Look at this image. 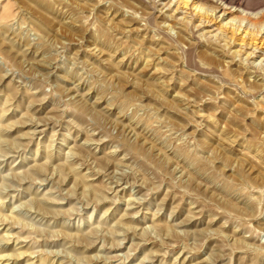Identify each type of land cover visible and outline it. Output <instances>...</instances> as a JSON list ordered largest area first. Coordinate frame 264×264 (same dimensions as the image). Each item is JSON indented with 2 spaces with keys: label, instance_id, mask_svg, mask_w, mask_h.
I'll return each mask as SVG.
<instances>
[{
  "label": "rangeland",
  "instance_id": "1",
  "mask_svg": "<svg viewBox=\"0 0 264 264\" xmlns=\"http://www.w3.org/2000/svg\"><path fill=\"white\" fill-rule=\"evenodd\" d=\"M158 2L0 0V264H264V55Z\"/></svg>",
  "mask_w": 264,
  "mask_h": 264
},
{
  "label": "bare ground",
  "instance_id": "2",
  "mask_svg": "<svg viewBox=\"0 0 264 264\" xmlns=\"http://www.w3.org/2000/svg\"><path fill=\"white\" fill-rule=\"evenodd\" d=\"M165 0H159V2ZM172 2L174 0H171ZM178 5L175 13H179L180 9H188L195 12L196 16H199L201 19V24L198 26L199 30H204L205 28H212V26H217L221 30V35L225 46H232L233 44L240 46V51L235 52L236 54L240 53V57L243 58L244 55H247L245 61H247L248 66L254 67V63H250L251 60H256L260 56L264 55V11L258 13L254 16L253 13L257 10L264 9V0H175ZM212 2L214 7L212 10L206 9L203 5H199V2ZM158 2V3H159ZM156 3V1L154 2ZM168 4L163 5L164 8H167L166 12H172L173 9L171 6L168 7ZM175 4V5H176ZM198 4L197 6H195ZM191 11V13H192ZM182 13V12H180ZM221 13L220 16L218 14ZM244 15V20L250 23L254 29L249 28L248 25L243 27V22H236V19L233 18L228 21V23L220 25L227 18L237 15ZM193 16V15H192ZM220 20V21H219ZM236 22V24H235ZM214 23L212 26L210 24ZM239 23V25H238ZM245 23V21H244ZM211 26V27H210ZM243 29V33H240ZM213 32L208 31L207 34H212ZM231 33V37H228V34ZM240 33V34H239ZM240 43V44H239ZM239 56V55H237ZM243 61V59H242Z\"/></svg>",
  "mask_w": 264,
  "mask_h": 264
}]
</instances>
